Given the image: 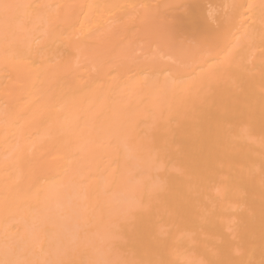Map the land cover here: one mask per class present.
I'll use <instances>...</instances> for the list:
<instances>
[{"label": "bare ground", "instance_id": "obj_1", "mask_svg": "<svg viewBox=\"0 0 264 264\" xmlns=\"http://www.w3.org/2000/svg\"><path fill=\"white\" fill-rule=\"evenodd\" d=\"M0 264H264V0H0Z\"/></svg>", "mask_w": 264, "mask_h": 264}]
</instances>
